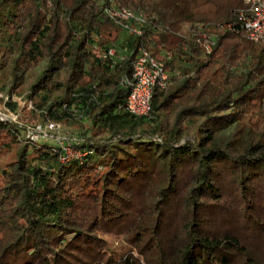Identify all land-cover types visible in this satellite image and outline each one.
Returning a JSON list of instances; mask_svg holds the SVG:
<instances>
[{"label":"trees","instance_id":"1","mask_svg":"<svg viewBox=\"0 0 264 264\" xmlns=\"http://www.w3.org/2000/svg\"><path fill=\"white\" fill-rule=\"evenodd\" d=\"M113 4L143 14L140 33ZM243 7L0 0L6 90L28 83L32 119L81 123L80 104L90 123L74 142L88 152L63 161L0 117V264H264V39L246 36ZM193 30L212 35L209 51ZM141 44L169 75L138 116L121 78ZM110 45L128 50L113 66L100 56ZM225 118L234 128L217 141Z\"/></svg>","mask_w":264,"mask_h":264},{"label":"built area","instance_id":"2","mask_svg":"<svg viewBox=\"0 0 264 264\" xmlns=\"http://www.w3.org/2000/svg\"><path fill=\"white\" fill-rule=\"evenodd\" d=\"M244 3L243 9L238 12L240 24L246 36L251 40L264 39V0H241ZM106 11L113 16L121 25L130 33H140L144 16L138 11L129 9L119 4H113L106 8ZM197 40L202 51H209L212 43V37L208 33H200L197 35ZM128 52L126 45L116 46L110 45L101 53V60L113 66L121 60ZM164 57L168 58L167 51L164 52ZM169 71L164 67L162 59H156L155 56L149 53L144 45H139L136 56L132 63L131 76L123 75L121 83L128 86L129 90L125 96L123 108L134 115H148L150 111V99L153 88L163 86L165 80L168 79ZM59 121H49L46 127L49 129L59 128ZM40 124H34L32 129L39 128ZM29 138L34 139L32 132L29 133ZM64 146L59 147L62 150L61 160L65 161L71 157L65 152ZM64 150V151H63ZM88 150L83 149L73 156L81 157ZM72 156V157H73Z\"/></svg>","mask_w":264,"mask_h":264},{"label":"rangeland","instance_id":"3","mask_svg":"<svg viewBox=\"0 0 264 264\" xmlns=\"http://www.w3.org/2000/svg\"><path fill=\"white\" fill-rule=\"evenodd\" d=\"M217 1V0H211ZM209 5V4H207ZM217 5V4H216ZM215 8H219L218 6ZM185 28V27H184ZM201 29V27L197 28V30ZM192 30V29H191ZM196 35L199 33H203L204 31L193 30ZM206 33V32H205ZM212 36V35H211ZM165 51V50H164ZM44 61H40L34 68L35 72H38L42 66ZM9 73L6 67L0 69V117L3 120H9L17 123L21 127V131L24 137L29 138V133L32 132L35 136L34 141H45L49 142L56 146H64L65 152L69 157H72L77 152H81L82 149L77 148L74 145V142L77 141L80 133H82L83 129H88L87 126L90 125L88 119L85 117V113L81 105L77 104L72 106L71 108L73 112H75V116L80 118L81 123H65L60 122L61 126L55 129H49L46 127V124L50 120L46 119H32L33 111H37L38 109L34 106L33 101L27 96V82H23L15 91L8 92L7 84L9 81ZM34 124H40L39 128L32 129ZM234 128L233 119L225 118L218 128L216 134V140H224ZM87 133H91V131H87ZM30 139V138H29ZM63 147V148H64ZM63 150V151H64ZM166 233V234H165ZM168 231H164L161 234L165 236L162 239L163 243L169 242L171 239L167 235ZM96 256V253H92L88 255V259L92 260Z\"/></svg>","mask_w":264,"mask_h":264}]
</instances>
